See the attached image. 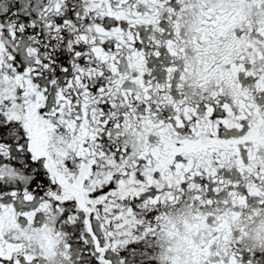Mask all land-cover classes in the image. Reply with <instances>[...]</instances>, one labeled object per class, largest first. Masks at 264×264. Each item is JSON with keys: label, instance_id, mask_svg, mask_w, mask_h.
<instances>
[{"label": "snow or ice", "instance_id": "1", "mask_svg": "<svg viewBox=\"0 0 264 264\" xmlns=\"http://www.w3.org/2000/svg\"><path fill=\"white\" fill-rule=\"evenodd\" d=\"M0 264H264V0H0Z\"/></svg>", "mask_w": 264, "mask_h": 264}]
</instances>
